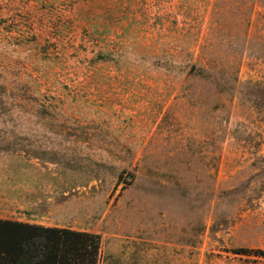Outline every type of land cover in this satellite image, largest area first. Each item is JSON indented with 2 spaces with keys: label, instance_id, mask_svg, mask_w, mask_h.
Listing matches in <instances>:
<instances>
[{
  "label": "rangeland",
  "instance_id": "374dc122",
  "mask_svg": "<svg viewBox=\"0 0 264 264\" xmlns=\"http://www.w3.org/2000/svg\"><path fill=\"white\" fill-rule=\"evenodd\" d=\"M98 264H264V0H0V211Z\"/></svg>",
  "mask_w": 264,
  "mask_h": 264
},
{
  "label": "trees",
  "instance_id": "16d2710c",
  "mask_svg": "<svg viewBox=\"0 0 264 264\" xmlns=\"http://www.w3.org/2000/svg\"><path fill=\"white\" fill-rule=\"evenodd\" d=\"M94 234L0 220V264H98Z\"/></svg>",
  "mask_w": 264,
  "mask_h": 264
},
{
  "label": "crops",
  "instance_id": "0c3cea01",
  "mask_svg": "<svg viewBox=\"0 0 264 264\" xmlns=\"http://www.w3.org/2000/svg\"><path fill=\"white\" fill-rule=\"evenodd\" d=\"M11 214V212H7L5 210L0 211V220L12 221L13 218H11Z\"/></svg>",
  "mask_w": 264,
  "mask_h": 264
}]
</instances>
